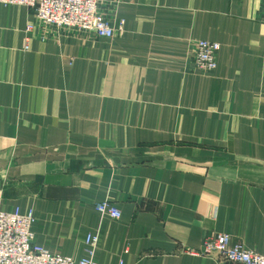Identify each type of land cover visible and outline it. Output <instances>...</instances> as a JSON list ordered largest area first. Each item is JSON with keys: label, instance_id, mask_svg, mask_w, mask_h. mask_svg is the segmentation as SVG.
<instances>
[{"label": "crops", "instance_id": "1", "mask_svg": "<svg viewBox=\"0 0 264 264\" xmlns=\"http://www.w3.org/2000/svg\"><path fill=\"white\" fill-rule=\"evenodd\" d=\"M100 7L125 20L113 38L0 3L2 208H33L53 253L87 257L97 234V264H240L183 251L224 232L264 254V0ZM198 39L221 43L212 71Z\"/></svg>", "mask_w": 264, "mask_h": 264}, {"label": "built area", "instance_id": "2", "mask_svg": "<svg viewBox=\"0 0 264 264\" xmlns=\"http://www.w3.org/2000/svg\"><path fill=\"white\" fill-rule=\"evenodd\" d=\"M0 3L32 8L36 22L44 28L67 29L91 38H113L125 26L123 18L116 25L112 24L111 18L101 10L100 0H0ZM34 27L35 22H31L26 31L31 32ZM194 48L193 61L196 68L209 72L217 67L220 42L198 39ZM24 49H29L27 42ZM95 208L115 219L122 215L121 210L109 200L96 202ZM35 220L33 208L23 211L20 206H16L6 210L0 203V264H97L94 260L97 234H88L86 237V243L90 246L88 256L74 258L53 253L40 244L32 228ZM183 251L203 257L219 254L240 264H264V254L248 249L240 242H233L227 232L206 239L199 248L186 247Z\"/></svg>", "mask_w": 264, "mask_h": 264}]
</instances>
